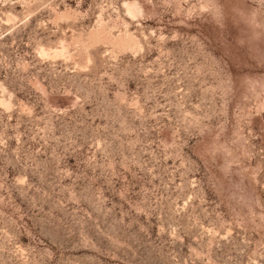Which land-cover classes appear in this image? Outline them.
<instances>
[{
    "label": "rangeland",
    "instance_id": "1",
    "mask_svg": "<svg viewBox=\"0 0 264 264\" xmlns=\"http://www.w3.org/2000/svg\"><path fill=\"white\" fill-rule=\"evenodd\" d=\"M0 264H264V0H0Z\"/></svg>",
    "mask_w": 264,
    "mask_h": 264
}]
</instances>
